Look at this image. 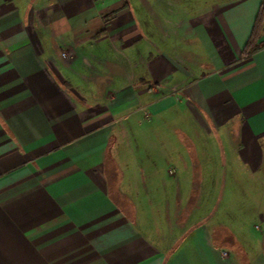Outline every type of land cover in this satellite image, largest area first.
I'll return each instance as SVG.
<instances>
[{"label":"crops","instance_id":"1","mask_svg":"<svg viewBox=\"0 0 264 264\" xmlns=\"http://www.w3.org/2000/svg\"><path fill=\"white\" fill-rule=\"evenodd\" d=\"M262 3L0 0V264H264ZM168 127L179 164L132 184Z\"/></svg>","mask_w":264,"mask_h":264},{"label":"rangeland","instance_id":"2","mask_svg":"<svg viewBox=\"0 0 264 264\" xmlns=\"http://www.w3.org/2000/svg\"><path fill=\"white\" fill-rule=\"evenodd\" d=\"M185 115L188 119L187 114H185ZM144 117H145V119H150V116H148V115H145ZM180 129H182V126L180 127ZM182 130L185 131L186 129L183 128ZM189 132H192L191 134H193V137L196 135V133H195L196 131L194 129H191V131L189 129ZM200 132H202V133H200ZM203 132L205 133V130H203V129L198 130L199 135L202 136V138H203L202 141L206 142L204 147L210 149L208 151L212 152V154H215V156H217V155L221 156V154L223 152V150L221 148L222 146L219 144H215L214 142H211L209 140L204 139V137L207 135L206 134L203 135ZM175 134L172 133V129H170L169 127L165 130H163V128H160L152 138L147 139V140L143 139V141L144 142L146 141V143L140 142L139 144H136L133 142V144H132L133 153L130 156L132 158L126 160L121 165L122 171L126 175V179L129 181L132 180L133 181L132 184H134L136 182V183H139L141 186H143L144 179L149 178L146 175L148 171L153 170L156 167L159 169L168 168V166L171 165V163H173V161H175V160H176V163L179 164V159H177L178 158L177 151L181 150V148H184V145L183 144L180 145L177 140L175 141L174 139H172V136ZM176 138L178 139V136ZM140 141H141V139H140ZM198 146H199V144H198ZM198 152L200 155H201V153H203V151H200V147L198 149ZM174 154H175V159H173ZM229 162L230 161H227L226 159H223V158L221 159L219 157L218 160H216V163L218 165L216 166V164H215V167H214V165L212 167L215 169H218V167H219L218 170L221 172H224L225 170L226 171L229 170V173H230V168H233L234 166L229 164ZM213 163H215V162L213 161ZM226 165L229 166L228 169H226ZM233 177L235 179L241 180L242 183L246 182L244 180V178H242L241 176H239V175L235 176L232 173H230V176L225 177V179H228L227 184H229V183L237 184V182L233 179ZM155 178L157 179L158 177H155ZM220 180H221V178H220ZM159 183H161V182H159ZM222 183H224L223 180H222ZM244 186H245V184H244ZM109 187L111 190H113V192L117 196L120 195V192L117 191L114 183H112V182L109 183ZM143 190L144 189L141 187V191H138L137 193H134V194L131 193L132 196H134L133 199L137 198L139 196V198H137V199H139V202L143 201L144 200L143 197H144V195H146ZM159 194L161 196L162 193H159ZM183 194H186V193H183ZM225 194L227 196L228 193L227 192L215 193L214 203L220 201L222 199V196ZM230 194H233V195L236 194L237 195V192L233 191V192H230ZM149 195L158 196V193L152 191L149 193ZM163 195H164V197H166V201L169 198H170V200L173 201L176 197V196L174 197V195H176V193H173L172 191H170L168 193L164 192ZM251 195H252V198L255 197L254 194H251ZM238 197H239V199L241 198L243 200V203L245 202L243 192L239 193ZM243 203H242V205H243ZM242 209L243 208H240L241 212H242ZM245 210H246L245 211L246 215L250 218L251 214L253 213L250 205L245 204Z\"/></svg>","mask_w":264,"mask_h":264},{"label":"trees","instance_id":"3","mask_svg":"<svg viewBox=\"0 0 264 264\" xmlns=\"http://www.w3.org/2000/svg\"><path fill=\"white\" fill-rule=\"evenodd\" d=\"M262 17H264V3H262L260 11L257 15V18L255 20V23L253 25L251 34L245 44V47L243 49V54L244 55H249L252 52L256 51L257 49H259L260 47L264 46V41L261 42H257V38L259 36L260 33V28H261V21H262ZM109 162H112L111 160ZM112 167V166H111ZM111 170L114 173V176H116L115 174V168L112 167ZM112 183H114V181H112ZM112 194H114L116 196V199L118 200V202L120 203H125L128 206H130V203L128 200H126L125 198L120 197L119 195L117 196L113 190H111ZM126 206V205H125Z\"/></svg>","mask_w":264,"mask_h":264},{"label":"built area","instance_id":"4","mask_svg":"<svg viewBox=\"0 0 264 264\" xmlns=\"http://www.w3.org/2000/svg\"><path fill=\"white\" fill-rule=\"evenodd\" d=\"M62 55H64V53H62ZM222 254L223 255H227V252L226 251H222Z\"/></svg>","mask_w":264,"mask_h":264}]
</instances>
